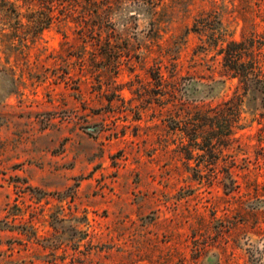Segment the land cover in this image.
Returning <instances> with one entry per match:
<instances>
[{"label":"rangeland","instance_id":"rangeland-1","mask_svg":"<svg viewBox=\"0 0 264 264\" xmlns=\"http://www.w3.org/2000/svg\"><path fill=\"white\" fill-rule=\"evenodd\" d=\"M7 1L0 264H264V0Z\"/></svg>","mask_w":264,"mask_h":264},{"label":"trees","instance_id":"trees-1","mask_svg":"<svg viewBox=\"0 0 264 264\" xmlns=\"http://www.w3.org/2000/svg\"><path fill=\"white\" fill-rule=\"evenodd\" d=\"M8 5L7 0H0V10L1 8L5 9ZM15 12H17L15 10ZM229 60L234 63L237 60L238 55L232 56V54L229 55ZM230 71L234 72L235 76H240L241 82L244 84V89L247 92L251 87H254L257 91H259L263 97H262V107L264 110V72L263 69L257 68L251 64H245V63H234V65L230 66ZM240 102H242L240 100ZM227 106V110L230 112H237L238 106L240 104L234 103L233 100H229L225 103Z\"/></svg>","mask_w":264,"mask_h":264}]
</instances>
